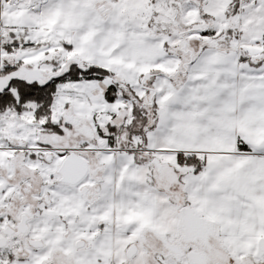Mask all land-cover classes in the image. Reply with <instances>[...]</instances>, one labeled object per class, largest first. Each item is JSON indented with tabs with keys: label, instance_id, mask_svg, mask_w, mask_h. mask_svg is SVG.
Returning a JSON list of instances; mask_svg holds the SVG:
<instances>
[{
	"label": "snow or ice",
	"instance_id": "snow-or-ice-1",
	"mask_svg": "<svg viewBox=\"0 0 264 264\" xmlns=\"http://www.w3.org/2000/svg\"><path fill=\"white\" fill-rule=\"evenodd\" d=\"M0 264H264V0H0Z\"/></svg>",
	"mask_w": 264,
	"mask_h": 264
}]
</instances>
